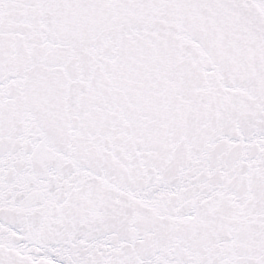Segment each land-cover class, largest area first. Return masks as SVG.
Segmentation results:
<instances>
[{
    "label": "snow or ice",
    "instance_id": "1",
    "mask_svg": "<svg viewBox=\"0 0 264 264\" xmlns=\"http://www.w3.org/2000/svg\"><path fill=\"white\" fill-rule=\"evenodd\" d=\"M0 264H264V0H0Z\"/></svg>",
    "mask_w": 264,
    "mask_h": 264
}]
</instances>
